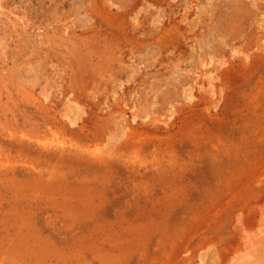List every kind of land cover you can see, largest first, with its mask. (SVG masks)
Wrapping results in <instances>:
<instances>
[{
  "label": "rangeland",
  "instance_id": "1",
  "mask_svg": "<svg viewBox=\"0 0 264 264\" xmlns=\"http://www.w3.org/2000/svg\"><path fill=\"white\" fill-rule=\"evenodd\" d=\"M0 264H264V0H0Z\"/></svg>",
  "mask_w": 264,
  "mask_h": 264
}]
</instances>
